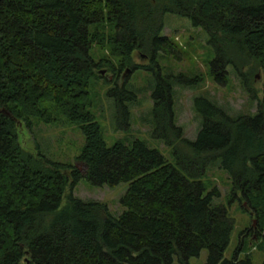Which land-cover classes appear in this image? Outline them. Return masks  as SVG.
Listing matches in <instances>:
<instances>
[{"label":"trees","instance_id":"1","mask_svg":"<svg viewBox=\"0 0 264 264\" xmlns=\"http://www.w3.org/2000/svg\"><path fill=\"white\" fill-rule=\"evenodd\" d=\"M165 14L186 18L207 35L217 84H226L230 67L258 100L250 74L262 70L253 115L232 116L196 96L200 128L194 140L184 137L173 87L190 81L163 75L159 66L160 57L179 60L180 53L162 35ZM135 51L148 65L132 63ZM113 61L151 74L152 137L170 148L174 164L140 140L111 146L103 140L90 112L95 82L107 86L117 129L129 127L136 99L127 80L118 86L101 75L113 71ZM59 119L84 136L77 157L84 174L29 153L19 141L23 129ZM213 166L231 181L229 202L246 203L259 222L262 250L264 0H0V264H189L203 250L205 264H252L245 240L232 258L223 257L234 221L214 203L217 189L205 193L202 179ZM81 178L96 187L127 183L124 210L114 217L105 204L74 196Z\"/></svg>","mask_w":264,"mask_h":264},{"label":"rangeland","instance_id":"2","mask_svg":"<svg viewBox=\"0 0 264 264\" xmlns=\"http://www.w3.org/2000/svg\"><path fill=\"white\" fill-rule=\"evenodd\" d=\"M162 35L171 40L180 52L179 60L170 56L159 58L162 74H171L174 77L181 75L190 81V84L185 83L188 87L178 85L173 87L175 119L177 125L182 127L185 138L194 140L200 128V119L192 106V101L196 96H202L218 103L232 116H250L256 112L258 100L262 98V70L258 69L250 74L258 99L252 100L246 93L240 78L233 73L230 67L227 69L229 73L226 84H217L214 77L210 75V63L214 58V52L207 44L208 37L203 30L194 28L188 19L165 14ZM100 54L103 52L95 51V58L102 57ZM105 57L109 58V55L105 54ZM131 61L138 66L148 65V59L137 51L132 54ZM114 66L113 71L103 69L101 75L114 81L118 86L127 80L126 83L135 93L136 99L130 107L129 127L117 129L113 102L106 97L107 86L102 80L95 82L92 87L90 112L100 126L106 145L111 146L119 140L130 145L134 140H140L149 149L157 150L168 163L174 164L170 148L152 137L149 116L152 108L151 74L140 69L131 71L129 67L119 69V65L115 62ZM253 67V63L243 67L242 72L247 73ZM19 141L22 147L31 154H41L49 161L58 164L77 166L82 174L85 173L84 166L77 162V157L85 144L84 136L75 125L67 121L59 119L53 124L39 123L31 130L23 129ZM202 181L206 185L205 193L218 190L219 196L214 198V203L225 206L229 217L234 221L230 242L223 257L232 258L239 243L245 240L244 245L250 253L252 264H262L264 248L262 250L257 248L261 244V235L260 237L257 235L259 222L250 215L246 203L237 200L229 202L231 181L227 173L218 166H213L207 169ZM127 189V183H120L115 187L106 185L96 187L85 178H81L73 188V195L84 201H97L105 204L110 214L117 217L124 210L120 205V199ZM64 202L65 200L63 204ZM240 257H244V253ZM206 258L207 251L203 250L198 257L191 258L189 264H205ZM173 264L178 263L174 261Z\"/></svg>","mask_w":264,"mask_h":264}]
</instances>
